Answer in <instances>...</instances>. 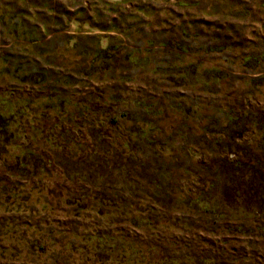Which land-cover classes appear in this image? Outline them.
<instances>
[{
	"label": "rangeland",
	"instance_id": "rangeland-1",
	"mask_svg": "<svg viewBox=\"0 0 264 264\" xmlns=\"http://www.w3.org/2000/svg\"><path fill=\"white\" fill-rule=\"evenodd\" d=\"M86 102L90 119L150 123L157 150L134 160L119 143L82 142ZM230 111L241 120L226 134ZM0 112L23 113L37 137L58 138L62 122L81 142H29L51 159L41 174L0 153V264H142L203 250L264 264V0H0ZM201 192L204 211L184 204ZM41 230L58 235L36 241ZM125 242L136 252L111 248Z\"/></svg>",
	"mask_w": 264,
	"mask_h": 264
},
{
	"label": "trees",
	"instance_id": "trees-1",
	"mask_svg": "<svg viewBox=\"0 0 264 264\" xmlns=\"http://www.w3.org/2000/svg\"><path fill=\"white\" fill-rule=\"evenodd\" d=\"M115 101L114 97H109L108 102L112 103ZM3 104V103H2ZM82 103L80 105V109H82V113L80 114V117L84 120L89 125V128L86 130V137L85 141L82 142H88L89 140L94 141L95 143H101L105 145H113L115 143H119L122 146V149L125 151L126 155L130 156V158H133L134 160L137 159L136 153L144 154L147 151H152V150H157V143L155 140H153L150 137V132L151 130L153 131V128H151V124H146L147 127H142L137 130L134 129H129L125 126V123L122 121H125L124 117L122 116H111V114L107 113L105 118L99 120L96 118L90 119L91 116L96 114V111L90 106V102H86V104ZM105 105H107V102H104ZM77 106L75 105V109L77 110ZM78 111V110H77ZM77 111H74L70 114L69 121H70V126L73 127L74 125L77 124ZM146 113V110H145ZM233 118H228V127L225 128V133L228 132L233 125H237L240 122V116L236 114V112H229ZM21 113L20 115H10L9 118H5L4 113L0 112V153H5L6 154V159L5 163H7V167L17 170L19 173L22 174L26 173V175L30 174H41L43 171H48L51 165V159H46L44 155L41 152L38 151H33L29 146V142H34L38 140L37 138H40V140H43L44 143L51 149H55L56 146L59 144L57 141L61 140L63 142H68L71 144H76V145H81V142L79 141L78 138L75 137V131L73 129L69 128H64L61 129L63 126V123L60 122L56 126L57 130V136L53 134H45L41 133L42 136L37 137L35 135V132L31 130L28 132L26 128H21L22 122L24 121V118L22 117ZM259 118L257 116L252 119V123H257L259 124ZM254 125V124H253ZM53 130V129H52ZM258 133V132H257ZM227 134V133H226ZM260 136V142H257L259 145H264V125L260 127V131L258 133ZM183 139V138H180ZM17 140H21L20 143H17ZM57 143V144H56ZM99 145V144H98ZM188 154L190 155V151H187ZM159 155V154H157ZM15 162V164H10L8 162L10 161ZM142 161H140L141 163ZM147 161H144L140 164V168L144 170H148L147 166L148 163ZM34 164V166H33ZM237 167L240 166L239 163L236 165ZM36 168V170L33 172L32 169ZM207 166H203V169L206 171ZM210 171L214 172L213 169H209ZM188 175L192 176L191 171L186 172ZM217 176V174H215ZM153 180L151 181L153 185H155V188L161 190L162 188L160 187V184L155 177H152ZM162 185V184H161ZM7 188V187H5ZM31 190L29 191L28 195L32 194V190L34 189V186H31ZM29 198V196H27ZM209 196L201 192L199 195H197L196 198H187L184 200V204L188 207L195 206L196 208L200 209L201 211L205 210V207L209 204ZM38 202L42 207H47L48 203L43 201L41 197L38 198ZM125 215L129 216L130 214L126 213ZM137 222H140L143 225H150V222L148 219H141L140 217H136L134 219ZM243 230L244 233H247L248 230L243 229V226H235L234 230ZM54 235H58V233L54 231H49L45 230L37 235V240L36 241H50L52 240ZM35 237V234H34ZM108 240L107 237H103ZM102 237L98 238V242L100 244L105 243L104 239ZM96 239V238H95ZM93 240V239H92ZM120 240V238H119ZM95 241V240H93ZM121 241V240H120ZM126 244H121V245H114L111 247L113 251L115 252H123L121 251L122 249H126L127 251L131 252H136V248L132 246V244L129 242H125ZM126 245V246H125ZM36 246V245H35ZM157 246L154 245L146 250V253L151 256L154 253H157ZM64 249L66 251H71L72 253L80 252L83 248L75 245L72 242H69L67 245L64 246ZM141 256L143 254H146L145 251L141 248L140 250ZM152 257V256H151ZM142 264H225V263H217L215 260H212L209 258L208 255L205 254V251L203 252H195V251H189L186 253L185 256H174L170 257L166 254L158 255L156 257L151 258H143L142 259Z\"/></svg>",
	"mask_w": 264,
	"mask_h": 264
}]
</instances>
